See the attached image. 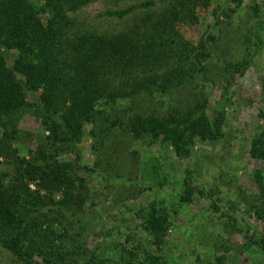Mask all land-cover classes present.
I'll return each instance as SVG.
<instances>
[{"label": "rangeland", "instance_id": "374dc122", "mask_svg": "<svg viewBox=\"0 0 264 264\" xmlns=\"http://www.w3.org/2000/svg\"><path fill=\"white\" fill-rule=\"evenodd\" d=\"M175 1L89 0L65 11L64 34L129 38L140 48L151 33L156 38L152 26ZM126 6L130 10L121 15L104 12ZM188 11L190 18L167 20L176 43L148 55L144 65L134 63L124 72L98 66L102 94L76 137L49 129L39 88L25 90L26 106L7 123L6 138L0 125L5 186L12 184L19 158L38 159V152L51 155L47 162H57L73 180L69 201L60 202L59 191L51 200L43 197L35 213L45 217L27 222L53 230L49 237L64 264H264V224L254 212L256 175L264 178V161L249 153L250 136L264 123L258 115L264 108V0H203ZM0 53L10 66L15 50L0 46ZM175 65L185 71L181 85L109 97ZM16 78L23 81L18 73ZM194 104H203L210 119L221 114L220 132L214 139L193 138L182 157L146 132L134 136L128 126L135 112L166 116ZM184 183L189 195L182 200ZM27 186L44 196L33 182ZM149 205L168 214L165 231L155 237L143 227ZM20 263L0 245V264Z\"/></svg>", "mask_w": 264, "mask_h": 264}, {"label": "trees", "instance_id": "16d2710c", "mask_svg": "<svg viewBox=\"0 0 264 264\" xmlns=\"http://www.w3.org/2000/svg\"><path fill=\"white\" fill-rule=\"evenodd\" d=\"M87 1L0 0V46L16 52L10 66H6L0 53V125L3 137H7V123H12V117L26 106L25 90L38 88L44 121L52 123L49 129L61 130L67 139L76 137L82 122L91 116L93 103L102 94L103 86L97 79L98 66L124 72L134 63L144 65L148 55L153 58L164 46L173 44L174 38L167 31V20L190 18L192 14L188 10L203 0L171 3L166 13L159 16L158 22L152 26V30L157 32L156 38L151 33L147 40L141 42L140 48L134 39L129 38L116 40L85 34L65 37L64 24L69 22L65 11L74 10ZM130 8L126 6L104 12L121 15ZM176 39L178 44L179 39ZM199 53H202L201 49ZM179 67L175 65L161 74L141 76L126 88L111 91L109 97L113 100L133 96L141 90L164 91L172 85H181L185 71ZM16 73L22 76L23 81L16 78ZM202 105L171 109L166 116L135 112L128 126L134 136L146 132L152 139L170 145L173 153L182 157L188 153L193 138L214 139L219 135L221 114L210 119ZM258 115L264 122V108L259 110ZM57 116L60 118L58 121L54 120ZM249 153L264 161V123L251 134ZM37 157L33 160L19 158V169L11 185L5 186L0 175V245L16 254L20 264H64L63 253L49 237L53 230L42 229L39 224L29 226L27 222L31 219L38 222L40 216L45 217L43 213L40 216L35 213L37 207L43 204V197L51 200L53 193L59 191V201H69L73 196V180L57 162H47L48 157L51 158L48 153L38 152ZM256 178L254 212L264 224V178L259 173ZM27 182H33L42 189L44 196L39 195L37 190H30ZM183 192L185 195H181V199L185 200L189 195L186 183ZM167 215L163 208L147 206L142 212L145 231L151 237L160 235L166 229ZM145 264L160 263L149 259Z\"/></svg>", "mask_w": 264, "mask_h": 264}]
</instances>
